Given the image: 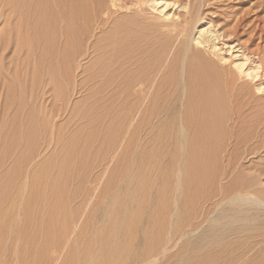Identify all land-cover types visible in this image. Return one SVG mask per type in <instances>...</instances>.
Here are the masks:
<instances>
[{"label": "rangeland", "instance_id": "obj_1", "mask_svg": "<svg viewBox=\"0 0 264 264\" xmlns=\"http://www.w3.org/2000/svg\"><path fill=\"white\" fill-rule=\"evenodd\" d=\"M58 1L60 2L57 4H54V0L44 1V5L45 3L52 5L53 2L55 7L50 5V12H44L43 8L40 7L41 12L39 11L38 13V10L33 8V6H31L33 9L30 8L26 10L15 5L13 0H0V264H77V262L78 264H88L87 262H90L91 258L87 259V257H92L90 254H94V252L96 253L97 250H99L100 241L103 240L105 236H108L107 238L109 239H111V237L113 238L112 231L107 223L109 216L104 217V213L107 212L109 208L110 199L115 194L119 195V192L121 194L124 188L122 181L124 175L128 174L127 171L130 164L133 163L137 165L136 163L139 161L138 157H141L140 159L142 160V156L144 158L146 154L145 157L147 158H144L142 162H145L149 157V160L146 161L147 163L149 162L151 164L153 161L157 162V160H160L163 162L162 166H167L168 161L171 160L173 155H175V153H180L179 141H177V143L176 141H157L160 137L158 134L160 130L158 132L157 129L162 127H156L159 123L155 124V127H153L157 119L154 116H158V112L161 113L163 110L160 105L163 103V105H165L168 100L173 101V98L176 97L175 100L178 101H174L175 104L179 102V106L176 105L175 109L179 107L180 111L182 109L180 103L183 104L185 101L184 86L182 87L185 83L184 75L182 72L183 69L180 67H184L186 56L184 57L183 55L173 53L179 38H173L172 42H175L172 44L174 45H171V48H169V46L164 49V42L168 38L167 41H171L168 34H173L172 31L175 32L185 24L186 30L189 28L186 31L188 34L187 36H189L193 32L192 27L196 25L197 20H202L204 17L207 19L209 18L212 23L214 21L213 24L215 25L218 24L219 26L221 24L220 26L227 30L229 26L231 27L233 25L236 16H243V20L241 21V24L244 23L243 27L240 24L241 29L237 31L238 35L236 36H239L238 38L244 42L247 40L248 36H251V33H253L254 30L252 31V29L256 21H261L264 24V0H167L170 3H175L173 6L169 5V7H167L168 9L166 8L164 11V14L166 12L165 15L169 19L162 18L157 11H153V9L149 8L147 5L145 6L144 3H147L148 0H123L128 5L127 10L123 8H111L110 3L112 0H101L102 2H100V0H80L81 5L84 6L82 7L80 5V7L78 5L79 3L77 4L76 16H78V18H75L76 22L74 21V24L70 26L72 27V30H70L67 29L69 26L66 25V21H64L65 18L62 20L60 17V14H62L61 10L63 9L61 8V0ZM95 3L96 5L101 3L99 4L101 7H107L105 10L107 13H102L104 18L99 12L100 9H97L98 6H95ZM106 4H109V7L106 6ZM184 5H188L189 8L191 7L188 10L189 13H184L182 7H180ZM57 6L58 8H56ZM138 6L139 9L142 7V11H139ZM79 7L80 10L78 9ZM93 8L97 9L99 13L97 10L93 11ZM129 8L132 11H129ZM134 8L135 10L133 11ZM196 8L198 9L196 10ZM81 9H83L84 12ZM52 11H54V13ZM152 11L153 13H151ZM191 11L194 15H192ZM56 12L59 15L56 14V17H54ZM171 12H175V14ZM108 13L109 15H107ZM188 14L189 16L192 15L190 18L193 20H190V22L185 20V18L187 20L190 19ZM35 15H38V18ZM109 16H111V18H109ZM194 16L197 18L195 19ZM107 17L109 20H107ZM93 18H95V20H93ZM96 18L97 23L100 22L99 24L96 23ZM105 18L106 20L104 21ZM171 18H173V20ZM52 19H55V22ZM44 20L46 22L48 21L47 26L44 25ZM68 20L67 22H69ZM77 21H80V23ZM182 21H184L183 24ZM101 22L104 23H102V26H100ZM52 24L54 29L51 26ZM193 24L194 26H192ZM40 25L42 27H40ZM74 25L78 27L76 28ZM143 25H146V27ZM161 25H164L166 29ZM168 25L170 26L168 27ZM66 26L68 27L64 28ZM171 26H173V30H170L172 28ZM176 26L178 27L174 29ZM47 27L48 29H46ZM73 27L75 29H73ZM94 27H96L95 30H93ZM63 28L64 33L62 31ZM83 30L85 36L83 35L84 37L82 36L83 38H81V32H83ZM240 30H242V32ZM65 31L68 33H65ZM132 31L134 33H132ZM75 32H78L77 34L79 35L81 34L80 37L79 35L76 36ZM189 32L191 34H189ZM71 34L74 37H72ZM132 34L135 35L133 36ZM143 34L146 36H143ZM166 34L167 36H165ZM253 34V46L257 44L264 48V40H262L264 34L262 37H259L257 33ZM67 35H70L69 38L71 41L76 40V42H70ZM66 36L67 38H65ZM136 36L137 38H135ZM76 37L79 39H75ZM159 38H165V40L162 39V41ZM80 39L81 42L79 41ZM121 39L123 41L128 40V43L122 42V44L120 42L122 41ZM155 40L159 41L156 42ZM67 41L72 44L69 42L67 43ZM78 41L79 44L77 43ZM117 41H119V43ZM157 43L159 45H157ZM111 44L112 46L119 44V46L116 45V49L119 47L117 50L121 47L124 48L125 51L123 56L121 53V51L123 52L122 48L119 52L115 49V46L112 48ZM136 44L141 48L144 46L142 49H148L147 55L146 50H144V55L141 56L140 53L143 51H138L137 49L139 48H137L138 46ZM151 45L152 48L150 47ZM69 46L72 48L70 49ZM131 47L134 53L136 52V56H133L134 53H131ZM224 47L223 45L222 48L226 51H222V53L224 52L223 55L225 61H227L225 62V66H232L230 64V58L233 56L231 52L227 50V46ZM67 49L69 51H67ZM70 50H72L73 53H71L72 51L70 52ZM161 50L164 52H161ZM63 51L65 53L67 51V54H70L67 55ZM109 52L111 54H108ZM112 52H114V54ZM128 52L130 53L127 56ZM72 54L73 56H71ZM225 54H230V56ZM111 56H114L113 58L117 56L118 58H116L119 59V62H121L120 57L121 59L124 57V59L128 58L132 62L137 59L136 65L132 67L125 63L124 65L119 64L113 61L114 59ZM109 57L112 59V62ZM172 59L177 63L175 62V64L169 66L168 64ZM139 61L140 63L142 62V65ZM112 63L114 64L113 66ZM116 64L118 65L116 66ZM108 65H111L110 68ZM115 66L117 67V72L120 71V73L116 72ZM119 66L121 67L120 70ZM136 68H140V70L146 68V74L143 79H147V85L143 96L136 90L135 85H133L131 89L122 92L123 85L121 79L117 77L124 74V69L127 70L125 73L130 74L132 72V75H134ZM153 68H155L157 72L153 71L149 74L147 71ZM65 71L68 73L66 74ZM110 72L115 74L117 80L119 78L118 81L120 84L116 83L117 85L119 84V87L114 84L118 81L114 79L115 77H113V75H111L112 78L110 79ZM230 74L232 75V83L229 84L227 88L229 89L227 90L228 95L225 94L222 98L224 107L222 106L223 110L218 117L221 116V121H223L222 118L225 116L226 120L223 119L227 121V118H230L232 115V119L230 118L232 121L230 122V120H228L231 125L224 121L225 124H222V131L221 126L219 127L221 123L217 117V121H219L217 123L219 124H217L218 127L216 129H221V131L219 129L217 131L221 136L223 135L222 137L225 136L226 139L220 136L223 140V144L220 138L218 143L221 142V145L217 144L220 148L219 153L218 148H216L218 146L214 143L215 141H210L207 147L210 150L215 145L216 149L212 148L213 152L218 150V154H214L211 150L209 151V153L212 152V155H217L216 157H218V159L211 155L212 158H215L216 163L218 164L220 162L219 165H216V169L221 170L226 162L230 163V167L231 165L234 167L240 161L242 167H237L235 171L233 170L225 174L218 172L214 174L215 176L213 175L214 177L210 176L212 177V183H208L207 186L203 188L204 190L202 189L203 191L198 195L199 197L192 198L191 196V198L186 199L188 200L186 202V200L184 201V199H182V196H176L179 197L177 206H179L178 209L180 212L182 210L180 213L182 215L180 217L182 218L174 225L175 227H171L173 230V239L168 245L167 250L165 249V252L155 257L156 259H154V257L151 258L153 262L150 261V264H173L171 262H175V260H172L174 257L176 259L179 256L181 258L187 257L194 249L203 250V248L211 247L212 245L208 243L213 242H209V240L212 238L216 240L218 237L222 238L220 236L222 233L228 234L225 236L226 238H224L230 242L229 245L232 248H239L240 243L252 244L251 247L253 248L250 252V254H252L255 251L262 250L264 247V239L262 238L264 235V219L256 225L254 222H244L246 223L244 232L238 229L239 223L235 221L238 218L242 219V211L244 208L245 211L243 212L247 218H252V214L256 215L257 213L260 214L264 212V204L255 203L251 200L247 201L248 198L254 197L263 200L262 202L264 203V95L259 94V96L258 93H256L258 97L253 95L256 92L255 85L252 84L254 82H250L248 79L241 77L238 79L231 72ZM134 76L136 77L137 75ZM233 77L237 82L233 80ZM262 78L263 76L258 77L257 80L261 81L264 79ZM100 79H104V83L102 80L104 85L106 80L115 82H111L112 88L110 84V86L106 84L109 87L106 88V85L104 86L100 83ZM180 81L182 85L179 84ZM174 82L176 85L172 84ZM99 83L101 85H99ZM235 83L238 84L236 85ZM179 85H181L180 89L178 88ZM239 85L243 88V91L239 90L241 89ZM167 86L169 89L171 87L174 90L171 93L172 95L169 89H167ZM238 86L240 88L237 90L242 92V97L239 92V96L236 94L230 96V93H236V91H234L236 89L233 87ZM174 88L176 90L179 89L180 92L176 91ZM232 89H234V92L231 91ZM167 91L169 95H165L166 97H164L161 104L160 100H162ZM154 94L155 96L158 95L159 98H152ZM179 94L183 97L177 99L179 98L177 96ZM245 94L247 96H245ZM249 95L252 98L250 97L249 99ZM233 97L241 98H236L237 100L235 99V102L237 101V103L234 104L232 103V101H234ZM245 97L248 98L246 99ZM256 97L258 100H256ZM149 98H151L150 101ZM228 98L231 99V102L230 100L228 102ZM134 99L140 102L138 108L133 112L132 100ZM248 99L251 100V103ZM158 100L160 102H157ZM254 100H256V103ZM244 103H250L249 105H254L255 103V105H257L248 106ZM242 105H244L245 108H243L244 106ZM136 111H138V114H135ZM156 111L157 113L155 114ZM224 111L228 112L224 113ZM239 111L242 114L240 115L241 117L236 114L240 113ZM141 112L143 113V120L145 119L144 121L141 120L143 123L141 121L138 122ZM163 113L162 111L158 120L162 119L161 115ZM154 118L155 121L152 123ZM163 118L166 119L165 117ZM147 119H149V122H146L148 121ZM166 120H168V118ZM234 121L237 122L234 123ZM149 123L152 124L148 125ZM217 125H215V127ZM172 126L177 125L172 124ZM148 128L150 131H148ZM149 132L151 133L149 134ZM152 132H156V134L153 133L155 134L153 135ZM166 132H169V130L167 129L165 133ZM170 132L172 131L170 130ZM165 133L166 139L168 134L166 133V135ZM230 136L233 139H231ZM154 138L156 141L153 140ZM194 142L195 141H191L189 143L188 150L190 151L193 147L192 153H199L200 150H203V147L200 146L201 141L200 144H198V141L195 142L196 144H194ZM193 144L198 147H194ZM209 145H211V147H209ZM246 147L251 151V154L249 153V156L240 160L241 155L242 157L244 156L243 152ZM221 148H223V151ZM162 152L164 153L162 154ZM219 155L223 157L220 158ZM153 157L155 158L154 160ZM225 157H228V159ZM219 159H222V161ZM133 164L131 166H135ZM217 166L221 169L217 168ZM10 168L11 170H9ZM154 170H151L149 173L150 176L153 175L154 177ZM150 176H148V174L146 175L145 181L147 180V183L153 180V177ZM158 182H160V180H158ZM174 183H171L172 189L175 188ZM171 187H169L168 190L169 192L172 191L171 193L173 195ZM155 190L156 186H152L150 190H148L151 195L148 192L147 194L152 198ZM137 194L139 196L138 198H140L139 193ZM147 194L146 201L148 202L150 199L147 206L151 208L153 204L155 205L154 197L151 200ZM175 195L176 194H174L173 197L169 196V198L174 199ZM243 199L247 200L244 201ZM167 203L169 208L166 205L164 207L165 211L161 210L164 217L166 214L170 215V208L174 207L173 209H175L177 207L174 205V201L169 202L168 199ZM187 204L188 206H186ZM237 208L238 210L240 208L242 210L240 209L241 211L238 212ZM248 208H251V211ZM237 212H241L242 214H239V216ZM166 217L170 216L166 215ZM187 219L191 222H189V225L187 221H185ZM143 220L144 217L140 224L137 220L132 221V227H130L132 230H129L131 231L130 234L127 232L121 233V236L119 235V238L124 236L120 238L119 242L122 249L126 248L130 250V244L135 236L138 237V239L141 237L142 234L139 233V230L144 224L146 225V220L144 222ZM180 220L182 221L180 222ZM102 221L104 225H108L106 226V232L104 225V228H102L103 230L101 229ZM167 225H170L169 222H167L166 226ZM148 226L149 224L147 227L145 226V228H149ZM184 226L185 228H183ZM135 229H138V234ZM239 231H241V233ZM237 232H239V235L236 234ZM99 233H102L101 239L98 238L100 236H98ZM93 236L95 239H93ZM97 238L100 241H98ZM235 242L236 244H234ZM97 244H99V246ZM96 246L98 247L97 249ZM216 248L217 247H215V249ZM88 253H90L89 256ZM216 261L214 260V262ZM178 264H183V262H179Z\"/></svg>", "mask_w": 264, "mask_h": 264}, {"label": "bare ground", "instance_id": "obj_2", "mask_svg": "<svg viewBox=\"0 0 264 264\" xmlns=\"http://www.w3.org/2000/svg\"><path fill=\"white\" fill-rule=\"evenodd\" d=\"M14 1V3H15V5H17L19 8H23V9H33V8H35L36 10H38L37 12L39 13V11H40V7H42L43 8V10H44V12H47V11H49L50 12V8H51V6H54L53 5V2H52V5L50 6L49 5V3H45V5H44V1H46V0H13ZM50 1V0H49ZM53 1V0H52ZM99 1V0H98ZM144 1V0H143ZM58 2H60V1H58V0H54V4H57ZM61 2H62V6H61V8L63 9V10H61V13L62 14H60L59 13V10H58V13L60 14V17L62 18V20H63V18H65V20L64 21H66V25H68V26H66V27H64V28H67V29H70V30H72V27H70V26H72L73 24H74V21H75V18L77 17L78 18V16H76L77 15V12H76V7H77V4L80 6L81 5V2H80V0H61ZM100 2H102L101 0H100ZM97 3V2H96ZM96 3H95V6H98V8L97 9H100L99 10V12L101 13V15L103 16V18H104V15L102 14V13H104V14H106L107 12L105 11L106 9H107V7H105V6H102V7H104V8H102L99 4H101V3H98V5H96ZM143 3V2H142ZM146 3V2H145ZM144 3V5L146 6H148L149 8H151V9H153V11H157L161 16H162V18H167L166 17V12H165V14H164V11H165V9L167 8V7H169V5H175V3L173 2V3H170V2H168L167 0H148V2L145 4ZM188 3V2H187ZM186 3V4H187ZM83 4V3H82ZM105 4V3H104ZM103 4V5H104ZM140 4V3H139ZM60 5V4H59ZM94 5V4H93ZM109 5V4H108ZM107 4H106V6H108ZM176 5H177V3H176ZM180 5H182V4H180ZM189 5V4H188ZM188 5H184V6H180V7H182V9H183V11H184V13H189V9L191 8H189V6ZM31 6H33V8L31 7ZM82 6V5H81ZM80 6V7H81ZM84 6V5H83ZM82 6V7H83ZM142 6V5H141ZM178 6V5H177ZM200 6V5H199ZM55 7V6H54ZM53 7V8H54ZM80 7L78 8L79 10H80ZM109 7V6H108ZM110 7L111 8H115V9H117V8H123V9H128V5L126 4V2H124L123 0H112L111 1V3H110ZM135 7V6H134ZM147 7V8H148ZM171 7V6H170ZM41 8V9H42ZM52 8V9H53ZM56 8H58V6L56 7ZM56 8H54V9H56ZM172 8V7H171ZM53 9V10H54ZM59 9H60V6H59ZM97 9H94L93 8V11L94 10H97ZM122 9V10H123ZM130 9V8H129ZM131 9H132V7H131ZM129 10V11H132V10ZM138 9H139V6H138ZM141 9H142V7H141ZM141 9H139V11L141 10ZM168 9V8H167ZM198 8H196V10H197ZM81 10H83V9H81ZM135 10V8L133 9V11ZM174 10V9H173ZM55 11V10H54ZM54 11H52L53 13H54ZM108 11V10H107ZM138 11V12H139ZM142 11V10H141ZM153 11L151 12V13H153ZM167 11V10H166ZM41 12V11H40ZM64 12V13H63ZM83 12H84V10H83ZM96 12V11H95ZM97 12H98V10H97ZM98 12V13H99ZM111 12V11H110ZM168 12V11H167ZM57 12L54 14V17H56L55 15L56 14H58ZM137 13V12H136ZM169 13V12H168ZM172 13V12H171ZM170 13V14H171ZM191 13H192V15H194V13L191 11ZM199 13V12H198ZM32 14V13H31ZM48 14V13H47ZM58 14V15H59ZM63 14H65V15H63ZM78 14H80V13H78ZM83 14V13H82ZM95 14V13H94ZM130 14H131V12H130ZM156 14V13H155ZM159 14H157V15H159ZM172 14H175V12L174 13H172ZM38 15H40V14H38ZM38 15H35L37 18H38ZM42 15V14H41ZM46 15V14H45ZM107 15H109V13L107 14ZM191 15V16H192ZM66 16V17H65ZM75 16V17H74ZM95 16H96V14H95ZM97 16H98V14H97ZM164 16V17H163ZM167 16H170V15H167ZM173 16V15H172ZM188 16H189V14H188ZM188 16H185V17H188ZM191 16H189V18L191 17ZM240 16V15H239ZM41 17V16H40ZM52 17V16H51ZM68 17H70V18H68ZM80 17V16H79ZM99 17H101V16H99ZM105 17H106V15H105ZM171 17V16H170ZM197 17H198V15H197ZM196 16H194V18L196 19L197 18ZM259 17V16H258ZM42 18H43V15H42ZM41 18V19H42ZM45 18V17H44ZM53 18V17H52ZM60 18V19H61ZM69 20H68V19ZM81 18V17H80ZM79 18V19H80ZM108 18V17H107ZM109 18H111V16H109ZM109 18L107 19V20H109ZM78 19V20H79ZM167 19H169V18H167ZM172 20H173V18H171ZM39 20V19H38ZM45 20H46V18H45ZM44 20V21H45ZM51 20V19H50ZM53 20V19H52ZM55 20V19H54ZM53 20V21H54ZM67 20L69 21V22H67ZM93 20H95V18H93ZM106 20V18L104 19V21ZM142 20H143V18H142ZM165 20V19H164ZM181 20V19H180ZM182 20H183V18H182ZM185 20L187 21V22H190V20H193V19H186L185 18ZM243 20V16L242 17H238V16H236V18L234 19V21H233V25L230 27H228L227 28V30L225 29V28H223L222 26H218V24L217 25H215V24H213L214 23V21H213V23L211 22V20L208 18H203L202 20L201 19H199V20H197V23H196V25L194 26V24L192 25V26H194V27H192L193 28V32H192V34L189 32V34H191V35H189V36H187L188 34H187V30L189 29H187L186 30V25L185 24H183V22L184 21H182V24H183V26H181V28H179L178 30H176L175 32L174 31H172L173 32V34L172 33H169L168 34V36L171 38V41L169 40V41H165L164 42V44H163V46H164V49H166V47H169V48H171L174 44H172L173 42H175V41H173L172 42V39L173 38H179L178 40V42H177V40H176V42H177V45L175 46V49H174V51H173V53L174 54H177V55H183L184 57L186 56V60H185V62H184V67H180V68H182L183 69V75H184V85H182V83H181V81H180V83L179 84H181L182 85V87H183V91H185V96H184V99H185V101L183 102V104L182 103H180L181 105H180V107H182V109L179 111V102L177 103V104H175V101L177 102L178 100H175V98H173L174 100L173 101H170V100H168L166 103H165V105H163L162 104V101L164 100V97H166L165 95H167L168 94V91H167V93L166 94H164V96H163V98H162V100H160L161 101V104L162 105H160V103H159V105L161 106V108H163V114L161 115L162 116V119L160 120H158V118H159V115L162 113V111H161V113L160 112H158L159 113V115L158 116H154L155 118H157L156 119V121H155V118L153 119V122L152 123H154V121H155V123H154V125H153V127H155V124H158L156 127H162V128H158L157 129V131L159 132V130H160V132L158 133L159 134V136H157V137H159V139H157V141H159V140H162V141H176V143H177V141H179V145H180V153H175V155H173V157L171 158V160L170 161H168V164H167V166H162L163 165V162L162 161H160V160H157V162H155V161H153V163H147L146 161L147 160H149V157H148V159L145 161V162H142V160L144 161V158H147V157H145L146 156V154H145V156H144V158H143V156H142V160L140 159L141 157H138L139 158V161L136 163L137 165H135V164H133V163H131L130 164V167H129V169L128 168H126V169H128V171H127V173L128 174H126V175H124V179H123V181H122V183H123V186H124V188L122 189V192H121V194H120V192H119V195L117 194H115L110 200L111 201H109L110 203H109V208L107 209V212H105L104 213V217H108L109 216V218H108V224H109V227H110V230L112 231V234L111 233H109L110 235H112L113 236V238L111 237V239H109V238H107L108 236H105V238H107V239H105V238H103V240H99L98 238H100L101 237V234L99 233L98 234V241H100V247L98 248L97 246H96V249L98 248L99 250H97V252L95 253L94 252V254L93 253H88V256H89V254L90 255H92V257H87V259H90L91 258V260H90V262H87L88 264H150L151 262H153V259H151V258H153L154 257V259H156L155 257H157L160 253H163V252H165V249L167 250V247H168V245L170 244V242L172 241V239H173V237H172V233H173V230H172V228L171 227H175L174 225L176 224V223H178L179 221V219L180 218H182V217H180V216H182L180 213L182 212V210H181V212L179 211V206H177V204L179 203H177V200H179V197H176V196H178V195H180V196H182L183 198L182 199H184V201L186 200V199H189V198H191V196H192V198L193 197H199L198 195L200 194V193H202V191L204 190L203 188H205L206 186H207V184L208 183H212V177H210V176H213L214 174H216V173H222V174H225V173H227V172H230V171H235L236 169H237V167H242V165L240 164V161L238 162V164L236 165V166H234V167H232V165H231V167H230V163H225V166L221 169V168H219V166H217V168H219V169H221V170H218V169H216V165H219V163L217 164L216 163V160H215V158H217L218 159V157H216V156H214V154L215 153H217V151L220 149L219 148V146L217 145V144H220L221 142H222V144H223V140H222V138H225L226 139V137L224 136V137H222L221 135H220V133H218V129H216L217 127H218V125L217 124H219V123H217V122H219L220 121V123L221 124H219V127L221 126V129H222V124L224 125L225 124V122H227V123H229L228 122V120H230V122L232 121L231 119V117H232V115H231V119L230 118H227L228 120L227 121H225L226 119H225V116H223V118L225 119H223L222 118V120L223 121H221V116H219L218 117V115H220L221 114V111L223 110V101H222V98H223V96L225 95V94H227L228 92H227V90H229V89H227L228 88V86H229V84H231L232 83V75L230 74V72L233 74V75H235L236 76V78H238L239 79V77H241V78H244V79H248V81H250V82H254V83H252V84H254L255 85V94H253V95H256V93H258V95L259 94H261V95H264V48L263 47H261L260 45H257V44H254V46H253V33H257L258 34V36L259 37H262L263 36V34H264V24L261 22V21H256V23H255V25H254V28L252 29V31H253V33H251V36H248V38H247V40L246 41H241L236 35H238L237 34V31L239 30V29H241L240 28V24L242 23L241 21ZM44 21H42V22H44ZM48 21H49V18H48ZM47 21V22H48ZM59 21H61V20H59ZM166 21H168V20H166ZM170 21V20H169ZM196 21V20H195ZM194 21V22H195ZM40 22V21H39ZM46 22V21H45ZM45 22H44V25H46L47 26V22H46V24H45ZM55 22V21H54ZM76 22V21H75ZM78 22V21H77ZM85 22V21H84ZM158 22V21H157ZM264 22V21H263ZM53 23V22H52ZM65 23V22H64ZM64 23H62V24H64ZM78 23H80V21L78 22ZM96 23H97V18H96ZM95 23V24H96ZM100 22H98L97 24H99ZM102 23L103 22H101V24H100V26H102ZM160 23H162V22H160ZM186 23V22H185ZM41 24V23H40ZM54 24V23H53ZM53 24L51 25L52 27H53ZM77 24V23H76ZM93 24H94V22H93ZM104 24V23H103ZM163 24V23H162ZM168 24H171V23H168ZM244 24V23H243ZM243 24H241V26L243 27ZM42 25V24H41ZM40 25V27H42ZM49 25H50V22H49ZM229 25V24H228ZM94 26H96V25H94ZM100 26H99V28H100ZM143 26H145L146 27V25H143ZM153 26V25H152ZM159 26H160V24H159ZM161 26H163L164 28H165V26L164 25H161ZM170 25H168V27H169ZM174 26V25H173ZM173 26H171L170 28V30H173ZM190 26V25H189ZM50 27V26H49ZM51 27V28H52ZM74 27H76L75 25H74ZM73 27V29H75ZM78 27V26H77ZM76 27V28H77ZM82 27H83V25H82ZM151 27V26H150ZM178 26H176V27H174V29H176ZM185 27V28H184ZM225 27V26H224ZM44 28V27H43ZM64 28L62 29V31H63V33H64ZM93 28V27H92ZM95 28L96 27H94V29L93 30H95ZM102 28V27H101ZM111 28V27H110ZM159 28V27H158ZM229 28H231V29H229ZM46 29H48V27L46 28ZM50 29V28H49ZM53 29H54V27H53ZM79 29V28H78ZM144 29V28H143ZM142 29V30H143ZM160 29H162L161 27H160ZM159 29V30H160ZM166 29V28H165ZM169 29V28H168ZM229 29V30H228ZM243 29V28H242ZM51 30V29H50ZM141 30V31H142ZM158 30V29H157ZM244 30V29H243ZM247 30V29H246ZM68 31V30H67ZM67 31H65V33L67 32ZM86 31V30H85ZM92 31V30H91ZM145 31V30H144ZM147 31V30H146ZM150 31V30H149ZM154 31V30H153ZM162 31H163V29H162ZM192 31V30H191ZM241 32H242V30H240ZM69 32H71V31H69ZM130 32V31H129ZM158 32V31H157ZM161 32V31H160ZM167 32H170V31H167ZM68 33V32H67ZM76 33V32H75ZM78 33V32H77ZM76 33V36H78L79 34H77ZM80 33V32H79ZM108 33V32H107ZM132 33H134L133 31H132ZM145 33H148V32H145ZM151 33V32H150ZM74 34V33H73ZM82 34V35H81ZM81 38H83L84 36H85V33H84V30H83V32H81ZM121 34V33H120ZM139 34V33H138ZM163 34V33H162ZM253 34V35H252ZM72 35V34H71ZM80 35H79V37H80ZM84 35V36H83ZM131 35V34H130ZM129 35V36H130ZM133 35V34H132ZM135 35V34H134ZM133 35V36H134ZM249 35V34H248ZM68 36V35H67ZM67 36L65 37V38H67ZM83 36V37H82ZM125 36V35H124ZM124 36H122V37H124ZM128 36V35H127ZM140 36H142V35H140ZM143 36H146L145 34H143ZM160 36H161V34H160ZM165 36H167V34L165 35ZM180 36V37H179ZM242 36V35H241ZM70 37V35L68 36V38ZM72 37H74L73 35H72ZM71 37V38H72ZM147 37H148V35H147ZM153 37V36H152ZM257 37V36H256ZM78 37H76L75 39H77ZM101 38V37H100ZM109 38V37H108ZM132 38V37H131ZM130 38V39H131ZM135 38H137V36L135 37ZM79 39V38H78ZM124 39V38H123ZM125 39H126V37H125ZM129 39V38H128ZM133 39H134V37H133ZM160 40H162V39H164L165 40V38H159ZM242 39V38H241ZM256 39V38H255ZM261 39V38H260ZM67 40V39H66ZM68 40H70V38L68 39ZM122 40V39H121ZM258 40H259V38H258ZM262 40H264V38H262ZM80 42H81V39L79 40ZM79 41L77 42L78 44H79ZM87 41V40H86ZM128 40H122V41H120L121 43L123 42H127ZM144 41V40H143ZM145 41L147 42V40L145 39ZM156 41V40H155ZM157 41H159V40H157ZM156 41V42H157ZM163 41V40H162ZM161 41V42H162ZM69 41H67V43H68ZM70 42H72V43H74V42H76V40L75 41H71L70 40ZM69 42V43H70ZM118 43H119V41H117ZM153 42V41H152ZM155 42V43H156ZM256 42V41H255ZM258 42H260V41H258ZM257 42V43H258ZM72 43H70V44H72ZM93 43V42H92ZM91 43V44H92ZM99 43V42H98ZM97 43V44H98ZM114 43V42H113ZM112 43V44H113ZM122 43V44H123ZM128 43V42H127ZM154 43V44H155ZM78 44H75V45H78ZM90 44V43H89ZM112 44H111V47L112 48H114V46H115V49H116V47L117 46H119V44L116 46V45H114V46H112ZM149 44V43H148ZM152 44V43H151ZM161 44V43H160ZM261 44V43H260ZM86 45V44H85ZM121 45V44H120ZM125 45V44H124ZM130 45V44H129ZM137 45V44H136ZM135 45V46H136ZM142 45V44H141ZM144 45H146V44H144ZM157 45H159L158 43H157ZM172 45V46H171ZM223 45L226 47L227 46V50L228 51H230L231 52V55L233 56V57H231L230 58V64L232 65V66H229V65H227V66H225V62H227V61H225V57H224V55H223V53H222V51H226V50H223ZM263 45V44H262ZM79 46V45H78ZM127 46H128V44H127ZM138 46V45H137ZM156 46V45H155ZM67 47H68V45H67ZM70 47V46H69ZM75 47V46H74ZM110 47V48H111ZM121 47V46H120ZM144 46H142V48H143ZM151 48H152V45L150 46ZM157 47V46H156ZM224 47V48H225ZM72 47H70V49H71ZM79 48V47H78ZM111 48V49H112ZM119 48V47H118ZM117 48V49H118ZM122 48V47H121ZM120 48V49H121ZM127 48V47H126ZM132 48V47H131ZM137 48H139V49H137ZM136 49L139 51H143L142 53H140L141 54V56L142 55H144V50H146V49H142L140 46H138ZM161 48V47H160ZM116 49V50H117ZM120 49L119 50H117V51H119L120 52ZM135 49V50H136ZM163 49V50H164ZM75 50H76V48H75ZM74 50V51H75ZM93 50H95V49H93ZM122 50H123V52L121 51V53H122V56H123V53H124V48H122ZM131 50V49H130ZM148 50V49H147ZM147 50H146V55H147ZM151 50H153V49H151ZM157 50V49H156ZM67 51H69L68 49H67ZM67 51H66V53L65 54H67ZM72 50H70V52H71ZM110 51V50H109ZM114 51V50H113ZM79 52V51H78ZM111 52V51H110ZM108 53V54H111V53ZM119 52H118V55H119ZM131 52V51H130ZM130 52H128L127 53V56H128V54L130 53ZM148 52H150V51H148ZM153 52V51H152ZM157 52V51H156ZM161 52H164V51H162L161 50ZM170 52V51H169ZM63 53V54H64ZM69 53V52H68ZM71 53H73V51L71 52ZM76 53V52H75ZM113 54H114V52H112ZM131 53H134V50H133V48H132V52ZM70 54V53H69ZM69 54H67V55H69ZM90 54V53H89ZM98 54V53H97ZM101 54V53H100ZM112 54V55H113ZM150 54V53H149ZM152 55H154L153 53H151ZM156 54V53H155ZM158 54V53H157ZM161 54H163V53H161ZM79 55V54H78ZM225 55H227V54H225ZM229 56H230V54H228ZM227 55V56H228ZM71 56H73V54L71 55ZM75 56V55H74ZM101 56V55H100ZM109 56V55H108ZM124 56H125V54H124ZM133 56H136V52L133 54ZM137 56H138V52H137ZM76 57V56H75ZM112 57V56H111ZM114 57V56H113ZM112 57V58H113ZM117 56H115V58H113L114 60L113 61H116V62H118L119 64H122V65H124V63L126 64V65H129V66H132V67H134L135 65H136V60L135 61H130L128 58H126V59H124V58H122L121 59V57H120V60H121V62H119V59H117L116 58ZM147 57V56H146ZM177 57V56H176ZM179 57V56H178ZM110 58V57H109ZM133 58V57H132ZM98 59V58H97ZM101 59V58H100ZM116 59V60H115ZM182 59V58H181ZM68 60V59H67ZM66 60V61H67ZM110 60H111V62H112V59L110 58ZM118 60V61H117ZM228 60V59H227ZM145 61V60H144ZM70 62V61H69ZM138 62V61H137ZM162 62V61H161ZM176 62V61H175ZM175 62L173 61V59L171 60V62L168 64L169 66L170 65H173V64H175ZM71 63V62H70ZM115 63V62H114ZM130 63V64H129ZM139 63H140V61H139ZM177 63V62H176ZM179 63V62H178ZM182 63H183V60H182ZM74 64V63H73ZM109 64V63H108ZM141 65H142V62L140 63ZM114 64L112 63V66H113ZM118 64H116V66H117ZM125 65V66H126ZM181 65V64H180ZM73 66V65H72ZM71 66V67H72ZM109 66V65H108ZM111 66V65H110ZM110 66H109V68H110ZM115 66V69H116V72H117V67ZM124 66V67H125ZM175 66V65H174ZM70 67V66H69ZM69 67H68V69H69ZM120 67V66H119ZM156 67H158V66H156ZM160 67V66H159ZM177 67V66H176ZM108 68V69H109ZM113 69V68H112ZM112 69H110V70H112ZM114 69V70H115ZM121 69V67L119 68V70ZM138 69V70H137ZM146 69V68H145ZM145 69L144 70H140V68H136V72H135V74L134 75H137L136 77L134 76V75H132V72L130 73V74H128V73H125L127 70H123V73L124 74H122V72H121V74L122 75H120V76H117V77H119L120 79H121V83H122V85H123V87H122V85H121V87H122V92H124L125 90H129V89H131V87L133 86V85H135V87H136V90L139 92V94H142V96H143V94H144V92H145V90H146V83H147V79L145 78V79H143L144 78V75L146 74V71H145ZM79 70V69H78ZM107 70V69H106ZM72 71V70H71ZM113 71V70H112ZM153 71H156L157 72V70L155 69V68H153L152 70H148L147 72L149 73V74H151V72H153ZM181 71V70H180ZM229 73H228V72ZM66 72V71H65ZM73 72V71H72ZM100 72V71H99ZM106 72V71H105ZM114 72V71H113ZM113 72H110V76L111 75H113V77H115V74H112ZM155 72V73H156ZM181 72V73H182ZM68 72H66V74H67ZM104 73V72H103ZM108 73V72H107ZM117 73H120V71L119 72H117ZM65 74V73H64ZM66 74H65V76H66ZM116 75H119V74H116ZM169 75V74H168ZM103 76H104V74H103ZM263 76V80H261V81H258L257 80V78L258 77H262ZM100 77H101V75H100ZM71 78V77H70ZM103 78V77H102ZM106 78V77H105ZM112 78V76L110 77V79ZM119 78H118V80H119ZM99 79V78H98ZM116 81H118L117 79H116V77L114 78ZM174 79V78H173ZM260 79V78H259ZM68 80H69V78H68ZM94 80V79H93ZM101 80V79H100ZM103 80V83H104V79H102ZM102 80H101V82L100 83H102ZM106 80V79H105ZM175 80V79H174ZM176 80H177V78H176ZM233 80H234V77H233ZM256 80H257V82H256ZM235 81V80H234ZM107 82V83H106ZM109 82V83H108ZM111 82H115V81H105V85L107 84L108 86H110L111 85ZM173 82V81H172ZM176 82H178V81H176ZM235 82H237V81H235ZM250 82H248V83H250ZM99 83V85H101ZM102 83V85H104ZM116 83H119V81L118 82H115L114 84H116ZM110 84V85H109ZM113 84V83H112ZM113 84V85H114ZM120 84V83H119ZM118 84V85H119ZM173 85H176L175 84V82L174 83H172ZM236 85L238 84V83H235ZM104 85V86H105ZM106 85V86H107ZM117 85V84H116ZM117 85V86H118ZM168 85V84H167ZM181 85H179V89H180V86ZM106 87V88H109V87ZM170 86H171V84H170ZM169 86V87H170ZM177 86H178V83H177ZM234 86V85H233ZM240 86V85H239ZM233 87V88H235L236 90H234V89H232L231 91H236V93L234 92V93H230L229 95L231 96H234L233 94H236V95H238L239 93H240V95H241V93L242 92H240L239 90H241V91H243L242 89V87H241V89H239V90H237L238 88H240V87ZM253 86V85H252ZM103 87V86H102ZM116 87V86H115ZM114 87V88H115ZM119 87V86H118ZM175 87V86H174ZM254 87V86H253ZM105 88V89H106ZM111 88H112V85H111ZM177 88V89H178ZM66 89V88H65ZM104 89V88H103ZM167 89H169L168 88V86H167ZM166 89V90H167ZM175 89V88H174ZM179 89L178 90H176V91H178V92H180L179 91ZM70 90V89H69ZM111 90V89H110ZM115 90H116V88H115ZM107 91H109V90H107ZM169 91H170V94L174 91L171 87H170V89H169ZM181 91H182V88H181ZM114 92V91H113ZM226 92V93H225ZM239 92V93H238ZM244 92H246V91H244ZM254 92V91H253ZM247 93L249 94V92L247 91ZM246 93V94H247ZM162 94V93H161ZM245 94V96H247ZM252 94V93H251ZM169 95V94H168ZM172 95V94H171ZM183 95V94H182ZM228 95V94H227ZM252 95V96H253ZM258 95H256L257 97H258ZM161 96V95H160ZM172 96V97H173ZM179 98H177V99H180V97H181V95L179 94V95H177ZM229 96V97H230ZM239 96V95H238ZM243 96H244V93H243ZM260 96V95H259ZM36 97V96H35ZM42 97V96H41ZM156 97V98H155ZM168 97V96H167ZM183 97V96H182ZM181 97V98H182ZM241 97H242V95H241ZM241 97H238V98H241ZM249 97V99H250V95L248 96ZM247 97V98H248ZM255 97V96H254ZM253 97V98H254ZM257 97H256V100H258L257 99ZM263 97V96H262ZM152 98H154V99H157V98H159L158 97V95H156L155 96V94L153 95V97ZM161 98V97H160ZM168 98H170V97H168ZM234 99V101H232V103H237V101L235 102V99L237 98H235V97H233ZM237 98V99H238ZM246 98V97H245ZM246 98V99H247ZM252 98V97H251ZM227 99V98H226ZM231 99H232V97H231ZM231 99L230 98H228V102H229V100H230V102H231ZM236 99V100H237ZM248 99V100H249ZM151 100V98H149V101ZM157 101V102H160V101ZM172 100V99H171ZM182 100V99H181ZM244 100V99H243ZM246 100L247 102H249L250 101V103H251V100ZM256 100H254V102L256 101ZM133 101V112L138 108V105H139V100H136V99H134V100H132ZM245 101V100H244ZM243 101V102H244ZM47 102V101H46ZM52 102V101H51ZM253 102V101H252ZM25 103V102H24ZM241 103H242V101H241ZM249 103V104H250ZM256 103V102H255ZM255 103H254V105H255ZM39 104V103H38ZM244 104H247V103H244ZM249 104H247L248 106H254L253 104H251V105H249ZM55 105V104H54ZM176 105H178L177 107V109H175V107H176ZM257 105V104H256ZM255 105V106H256ZM223 106V107H222ZM241 106V105H240ZM242 106H244V105H242ZM50 108V107H49ZM243 108H245V106L243 107ZM57 109H58V107H57ZM175 109V110H174ZM248 109V108H247ZM160 110V109H159ZM240 110H242V109H240ZM33 111H34V109H33ZM158 111V110H157ZM157 111L155 112V114L157 113ZM252 111H253V109H252ZM176 112H179V113H176ZM228 111H224V113H227ZM240 112V111H239ZM34 113V112H33ZM154 113V112H153ZM233 113V112H232ZM135 114H138V111H136L135 112ZM230 114V113H229ZM236 114H238L239 116L240 115H242L241 114V112L240 113H236ZM249 114V113H248ZM29 115V114H28ZM164 115V116H163ZM227 115V114H226ZM238 115H237V117H238ZM160 116V117H161ZM229 116V115H228ZM163 117H165L166 119L168 118V120H166V119H164ZM219 118V121H217L218 120V118ZM227 117V116H226ZM233 117H234V114H233ZM236 117V118H237ZM241 117V116H240ZM243 117V116H242ZM40 118V117H39ZM53 118H54V116H53ZM143 113L141 112V116L139 117V120H138V122H140L141 120H143ZM164 119V120H163ZM33 120V119H32ZM145 120V119H144ZM143 120V121H144ZM148 121H146V122H149V119H147ZM252 120H254V119H252ZM129 121H130V118H129ZM129 121H128V123H129ZM151 121V120H150ZM176 121H177V123H176ZM225 121V122H224ZM32 122V121H31ZM35 122H36V120H35ZM142 122V121H141ZM176 124H175V123ZM235 122H237V121H234V123ZM244 122V121H243ZM30 123V122H29ZM143 123V122H142ZM141 123V124H142ZM152 123H149L148 125H150V124H152ZM172 124H174V125H177V126H172ZM230 124V123H229ZM237 124V123H236ZM30 125V124H29ZM215 125H217L216 127H215ZM231 125V124H230ZM35 126H36V123H35ZM146 126V125H145ZM152 126V125H151ZM240 126V125H239ZM147 127V126H146ZM230 127V126H229ZM234 127H235V125H234ZM145 128V127H144ZM152 128V127H151ZM253 128H255V127H253ZM169 130V132H170V130L172 131V132H166L165 133V131L166 130ZM216 129V130H215ZM221 129H219L220 131H221ZM153 130H154V128H153ZM148 131H150L149 130V128H148ZM155 131H156V128H155ZM219 131V132H220ZM222 131H223V129H222ZM33 133V132H32ZM146 133V132H145ZM151 132H149V134H150ZM153 133H155L156 134V132H152V134ZM164 133L167 135L166 136V139H165V135H164ZM39 134V133H38ZM148 134V135H149ZM155 134H153V135H155ZM222 134V133H221ZM163 135H164V138H163ZM231 135V134H230ZM251 135H252V133H251ZM34 136V135H33ZM151 136V135H150ZM150 136H149V138H150ZM222 138H221V137ZM253 136V135H252ZM35 137H37V136H35ZM151 137H153V136H151ZM157 137H155V138H157ZM231 137V136H230ZM229 137V138H230ZM236 137H238V136H236ZM235 137V138H236ZM255 137V136H254ZM261 137V136H260ZM148 138V137H147ZM153 139V140H155L156 141V139ZM161 138H163V139H161ZM220 138H221V142L220 143H218L219 141H220ZM255 138H257V137H255ZM231 139H233L232 137H231ZM231 139H230V141H231ZM252 139H254V138H252ZM149 140H151V139H149ZM181 141V142H180ZM191 141H198L197 143L198 144H200V141H201V144H200V146H202L203 148V150H200V152L198 153V152H196V153H192V143H191V149H190V151L188 150V148H189V143L191 142ZM210 141H215L214 143H216V145L218 146V147H216V148H218V150L216 151L215 150V152H213V149L212 148H214V149H216L215 148V145H214V147H212L210 150L214 153L213 155H212V152H210L209 153V148L207 147V144H210ZM225 141V140H224ZM228 141H229V139H228ZM252 141V140H251ZM20 142V141H19ZM34 142V141H33ZM194 142V144H196ZM18 143V142H17ZM25 143V142H24ZM176 143H175V146H176ZM193 144V146L195 147H198L197 145H194ZM179 145H177V146H179ZM204 145V146H203ZM211 145H212V143H211ZM211 145H209V147H211ZM221 145V144H220ZM27 146V145H26ZM19 147V146H18ZM205 147V148H204ZM207 147V148H206ZM223 147V146H222ZM22 148V147H21ZM243 148V147H242ZM252 148H254V147H252ZM251 148V149H252ZM205 149V150H204ZM14 150V149H13ZM221 150L223 151V148H221ZM28 151V150H27ZM143 151V150H142ZM253 151V150H252ZM144 152V151H143ZM220 152V150L218 151V153ZM164 152H162V154H163ZM217 153V154H218ZM223 153V152H222ZM222 153H221V155H222ZM249 153L251 154V151L250 150H248L247 149V147H246V149H244V152H243V154H244V156L242 157V155H241V157H240V160L241 159H244L246 156H249ZM140 154H143V153H140ZM139 154V155H140ZM167 154V153H166ZM239 154H242V153H239ZM239 154H238V156H239ZM144 155V154H143ZM211 155L212 156H214L215 158H212L211 157ZM224 155H226V154H224ZM141 156V155H140ZM220 156V155H219ZM252 156V155H251ZM36 157V156H35ZM155 157V156H154ZM153 157V160L155 159ZM223 156H220V158H222ZM16 158V157H15ZM34 158V157H33ZM137 158V157H136ZM160 158V157H159ZM226 158V157H225ZM237 158H239V157H237ZM24 159V158H23ZM152 159V158H151ZM226 159H228V157L226 158ZM25 160V159H24ZM220 160V159H219ZM10 161V160H9ZM8 161V162H9ZM220 161H222V159L220 160ZM224 161V160H223ZM243 161V160H242ZM134 162V161H133ZM136 162V161H135ZM229 162V161H228ZM29 164V163H28ZM31 164V163H30ZM135 165V166H131V165ZM155 164V165H154ZM234 164V163H233ZM235 164H236V162H235ZM14 165V164H13ZM23 165V164H22ZM165 165V164H164ZM1 168V167H0ZM5 169V168H4ZM155 169V170H154ZM9 170H11V168L9 169ZM20 170V169H19ZM151 170H154L155 171V173H154V177H153V175H151L152 177H153V180H151V181H148V183L145 181V178H146V175L148 174V176H150L149 175V173L151 172ZM218 170V171H217ZM126 173V172H125ZM233 173V172H232ZM29 174V173H28ZM150 176V177H151ZM215 176V175H214ZM213 176V177H214ZM20 177V176H19ZM158 180H160V182H158ZM207 180H208V182H207ZM211 180V181H210ZM17 181V180H16ZM175 182V183H174ZM6 183V182H5ZM171 183H174V189H172V184ZM9 185V184H8ZM152 186H156V190H155V193H154V195H153V197H154V201H155V205L153 206L152 205V207L151 208H149V206H147V203L148 202H150V199H149V201L147 202L146 201V194H147V192H148V190H150V188L152 187ZM169 187H171V189L173 190V195H172V191L171 192H169V190H168V188ZM8 188H11V187H8ZM154 189H155V187H154ZM203 189V190H202ZM9 190V189H8ZM152 190V189H151ZM258 190V189H257ZM255 191V190H254ZM9 192V191H8ZM117 192V193H118ZM152 192V191H151ZM264 192V191H263ZM137 193H139V195H140V198H138L139 196H138V194ZM149 193V192H148ZM153 193V192H152ZM170 193H171V195H170ZM253 193V192H252ZM150 194V193H149ZM174 194H176L175 195V198L174 199H171V198H169V196H171V197H173L174 196ZM259 194V193H258ZM264 194V193H263ZM262 194V195H263ZM9 195V194H8ZM148 195V194H147ZM151 195V194H150ZM254 195V194H253ZM149 196V195H148ZM150 197V196H149ZM153 197L151 198V200L153 199ZM239 197H241V196H239ZM145 198V199H144ZM177 198V199H176ZM194 198V199H195ZM261 198V197H260ZM263 198H264V196H263ZM168 199H169V202H171V201H174V205L175 206H177L175 209H173V208H170V210H171V213H170V215L169 214H166L167 216H170V217H166V215H165V217L163 216V212L161 211V210H164L165 211V209H164V207L167 205L168 206V208H169V205H168ZM171 199V200H170ZM148 200V199H147ZM244 201L245 200H247V199H243ZM249 200H251L252 202H255V203H262V204H264L262 201L263 200H259V199H257V198H248V200L247 201H249ZM153 201V202H154ZM183 201V200H182ZM183 201V202H184ZM188 200H186V202H187ZM152 203V202H151ZM167 203V204H166ZM170 204V203H169ZM151 205V204H150ZM171 205H172V203H171ZM261 205V204H260ZM186 206H188V204L186 205ZM263 206V205H262ZM171 207V206H170ZM238 207V206H237ZM239 207H241V206H239ZM236 208V207H235ZM242 208V207H241ZM240 208V209H241ZM109 209H111V210H109ZM143 209H144V211H143ZM238 210V208H237V210H238V212L239 211H241V210ZM248 209H250V211H251V208H248ZM190 210V209H189ZM188 211V210H187ZM243 211H245V208L243 209ZM242 211V213H243V215H244V217H243V215H242V219L241 218H238L240 215L239 214H242L241 212L240 213H238V219L237 220H235V221H237L238 223H239V226H238V229L239 230H241V231H243L244 232V229H246V227H245V225H246V223H247V221H250V222H254L255 223V225L256 224H259L258 222H260V221H262L263 219H264V212H261L260 214H256V215H253L252 214V218H247V217H245V214H244V212ZM109 212V213H108ZM193 213V212H192ZM246 213V212H245ZM110 214V215H109ZM189 214V213H188ZM247 214V213H246ZM190 215V214H189ZM201 215V214H200ZM248 215V214H247ZM104 217H103V219H104ZM143 217H144V220H143V222L145 221V223H146V225L144 224L143 226H142V228H140V230H139V233H141L142 235H141V237L138 239V237H136L135 236V238L133 239V241L131 242V249L130 250H127L126 248H124V249H122L121 247H120V245H119V242H120V238H122V237H124V236H122V237H120L119 238V235L121 234V233H127V232H129V234H130V232L131 231H129V230H132V228H130V227H132L131 226V223H133L132 221H138L139 222V224H140V222H141V220L143 219ZM251 217V216H250ZM173 220H172V219ZM195 218V217H194ZM183 220V219H182ZM182 220H180V222L182 221ZM185 221H187V224L189 225V222H190V220H185ZM184 221V222H185ZM167 222H169V226L167 225L166 226V224H167ZM244 222H246V223H244ZM102 224H101V229L102 228H104L103 227V225H104V222L102 221L101 222ZM191 223V222H190ZM105 224H106V222H105ZM149 224V228H145V226L147 227V225ZM187 224H185V225H187ZM249 224V223H248ZM180 225H181V223H180ZM100 226V225H99ZM98 226V227H99ZM105 226V232H106V226H108L107 224L106 225H104ZM150 226H151V228H150ZM97 227V228H98ZM178 227V226H177ZM249 227V226H248ZM138 228V227H137ZM183 228H185V226L183 227ZM103 230V229H102ZM138 230V229H137ZM136 229H135V231H137ZM184 230V229H183ZM133 231H134V229H133ZM182 231V230H181ZM241 231H239L240 233H241ZM98 232H101V231H98ZM239 232H237L236 234H238L239 235ZM133 233V232H132ZM132 233H131V235H132ZM136 233V232H135ZM103 234H104V232H103ZM114 234H115V237H114ZM128 234V235H129ZM137 234H138V231H137ZM175 234V233H174ZM176 234H177V232H176ZM208 234V233H207ZM106 235H107V233H106ZM122 235V234H121ZM120 235V236H121ZM140 235V234H139ZM217 235H219V234H217ZM228 234H225V233H222L220 236L222 237V238H219L218 237V239H216V240H214V238H212L211 240H209V242H213V243H208L209 245H212L211 247H206V248H203V250L202 249H194V250H192V252L189 254V256H187V257H177V259H178V261H177V259L175 258H172V260H175V262H171V263H173V264H178L179 262H183V264H264V247H263V249L262 250H258V251H255L254 253H252V254H250V252H251V249L253 248V247H251L252 246V244H247V243H240V246H239V248H232L230 245H229V241L228 240H225V236H227ZM103 236V237H104ZM126 236H127V234H126ZM94 237V236H93ZM96 237H97V235H96ZM180 237V236H179ZM225 237V238H224ZM181 238V237H180ZM262 238L264 239V235L262 236ZM93 239H95V237L93 238ZM96 239V240H97ZM101 239V238H100ZM150 239V240H149ZM179 239V238H178ZM148 240V241H147ZM174 242V241H173ZM204 242V241H203ZM208 242V241H207ZM97 243V242H96ZM107 243V244H106ZM91 244V243H90ZM205 244H207V243H205ZM234 244H236V242L234 243ZM261 244V243H260ZM98 246H99V244H97ZM133 245H134V247H133ZM184 245V244H183ZM203 245V244H202ZM254 246V245H253ZM257 246V245H256ZM215 247H217L216 249H215ZM169 249V248H168ZM257 250V249H256ZM178 255H180V254H178ZM183 256V255H182ZM85 258H86V256H85ZM149 259H151V260H149ZM171 260V259H170ZM214 260L216 261V262H214ZM89 261V260H88ZM151 261V262H150ZM77 264H78V262H77Z\"/></svg>", "mask_w": 264, "mask_h": 264}]
</instances>
